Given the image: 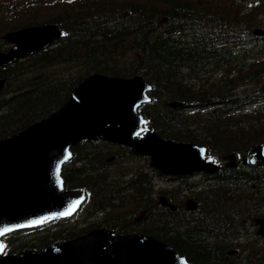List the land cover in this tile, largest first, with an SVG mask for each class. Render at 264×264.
<instances>
[{
	"label": "trees",
	"instance_id": "trees-1",
	"mask_svg": "<svg viewBox=\"0 0 264 264\" xmlns=\"http://www.w3.org/2000/svg\"><path fill=\"white\" fill-rule=\"evenodd\" d=\"M257 11L264 12V0H0V33L39 22H56L64 33L53 45L0 67V78L6 77L0 137L58 107L91 72L140 73L152 84V99L140 110L153 129L201 143L215 157L243 153L264 139V36L251 34L255 24H264V14L257 18ZM5 45L0 40V47ZM174 100L187 108H171ZM120 148L84 141L63 167L65 186L87 191L83 211L94 216L92 223L121 229L140 225L192 264H264V254L253 261L252 248L244 257L224 251L245 210L264 212V198L258 201L252 194L249 206L250 199L241 202L237 194L249 187L248 178L255 182L257 176L249 174L255 167L219 169L216 182L198 195L197 209L185 214L153 205L152 169L130 170L121 160L105 161L110 154L132 157ZM258 173L264 179V170ZM140 208H147L143 223L126 217ZM92 225L33 230L42 234L31 245L66 239ZM10 239L4 238L5 249L14 251Z\"/></svg>",
	"mask_w": 264,
	"mask_h": 264
},
{
	"label": "water",
	"instance_id": "water-1",
	"mask_svg": "<svg viewBox=\"0 0 264 264\" xmlns=\"http://www.w3.org/2000/svg\"><path fill=\"white\" fill-rule=\"evenodd\" d=\"M60 36L55 23L6 32L2 37L14 45L0 51V66L36 52ZM4 82L1 78L0 91ZM150 89L140 75L121 77L94 72L81 78L56 110L1 138L0 236L41 224L47 217L69 215L78 208L84 193L63 189L61 166L71 156L70 147L83 138L130 146L133 153L148 155L149 165L160 172L214 171L216 166L206 157L203 146L165 139L156 131L136 136L149 128L143 126L145 119L137 107L150 100ZM262 162L264 141L239 160L241 164ZM259 223L258 232L264 235V218ZM2 252L0 239V264H189L171 245L148 234L115 233L103 228L40 249Z\"/></svg>",
	"mask_w": 264,
	"mask_h": 264
},
{
	"label": "rangeland",
	"instance_id": "rangeland-1",
	"mask_svg": "<svg viewBox=\"0 0 264 264\" xmlns=\"http://www.w3.org/2000/svg\"><path fill=\"white\" fill-rule=\"evenodd\" d=\"M45 2V1H43ZM5 8V4L1 6V10ZM133 159V160H121L119 161L120 165H124L126 164L127 166H129L130 170H135V169H144L147 170L146 168V160L145 159ZM141 166V167H140ZM186 179V178H185ZM168 180L166 177L164 176H160L158 174H154L151 173V181L153 182V190L154 192L158 191L159 188L161 189H166V188H171L172 186H177L176 189L173 188L174 192H179L180 188H187L189 186V182H191L192 180H195V178L190 179L188 181L185 180H181L178 182V184L176 185H166ZM173 181V180H172ZM176 181V180H175ZM191 187H196L193 183L190 184ZM187 195H185L183 198H186ZM75 220V219H74ZM93 221H95L94 216H92L90 213H86L84 212L81 216L78 217L77 220H75L74 222H64L61 223L60 226L58 228H61L62 226H67V227H71V228H75L77 229L80 226H88V225H92L94 223H92ZM30 231L28 230H23V231H19L16 233H13L12 235H9L10 239V244L11 246H15L14 249L18 250V249H22V248H31L33 247L31 244L35 243L37 240V237L39 235L42 234V232H34V233H29ZM14 250V251H15Z\"/></svg>",
	"mask_w": 264,
	"mask_h": 264
},
{
	"label": "flooded vegetation",
	"instance_id": "flooded-vegetation-1",
	"mask_svg": "<svg viewBox=\"0 0 264 264\" xmlns=\"http://www.w3.org/2000/svg\"><path fill=\"white\" fill-rule=\"evenodd\" d=\"M245 4L244 5H248V6H250V2H244ZM248 41H249V44H250V46H253V42L250 40V38H248ZM245 171V170H244ZM247 182H250V180H247ZM248 188V187H247ZM247 188H245V189H247ZM250 189L251 188H256V185L255 184H253V185H251L250 187H249ZM245 189H243V190H240L237 194H238V196L240 195V200L241 199H244V198H248V199H250V201H247L248 203H249V206H250V204H252V199L250 198L251 197V195L248 193V192H244V190ZM172 200V199H171ZM173 200H176V197H174L173 196ZM181 200V199H180ZM177 202H179L178 200H176V203ZM230 204H231V202H232V200H230L229 199V201H228ZM241 202H243L242 200H241ZM163 209L164 208H166V207H162ZM176 209H179V210H181L182 212H184L185 214H187L188 212H191V211H193V210H196L197 209V204H196V206H195V208L193 209V210H191V211H187V209H185V206L184 205H182V206H179L178 207V204H176V208L174 209V210H176ZM139 211L138 210H136V211H134V212H132L131 213V217L135 220V221H142V218L141 219H139V217H135L136 215H134V214H137ZM145 212H146V209H143V210H141L140 211V213H143L144 215H145ZM256 214V213H255ZM244 215L246 216V217H242V218H240L239 220H237V221H235V223H234V225H233V228H234V231H233V233H234V239H232V241L231 242H229V243H227V246H226V248L224 249V251H225V256H231L232 254H234V253H236V252H239V254H240V256H241V254L243 253V252H247V250L249 249V248H252V252H253V254H256V248H255V241L250 237V240H248V242L247 243H244L243 244V242H241L238 238L239 237H243L244 235H251L252 233H253V231L255 230V228H256V225H255V222L253 221V217H250L251 216V214H250V212H249V210H245V213H244ZM135 218H134V217ZM130 221H132V220H130ZM135 221H133L134 223H135ZM143 223V222H142ZM147 225V224H146ZM147 227V226H146ZM255 227V228H254ZM256 231V230H255ZM240 233V234H239ZM255 235H256V233H255ZM246 254H248V253H245V254H243L241 257H244ZM253 258V257H252Z\"/></svg>",
	"mask_w": 264,
	"mask_h": 264
},
{
	"label": "bare ground",
	"instance_id": "bare-ground-1",
	"mask_svg": "<svg viewBox=\"0 0 264 264\" xmlns=\"http://www.w3.org/2000/svg\"><path fill=\"white\" fill-rule=\"evenodd\" d=\"M166 19H167L166 17H162L161 20H162L163 22H165ZM138 161H139V160H138ZM119 167H120V166H119ZM140 167H141V166H140ZM118 180H119V179H118ZM22 249H23V248H22ZM18 250H19V249H18Z\"/></svg>",
	"mask_w": 264,
	"mask_h": 264
}]
</instances>
